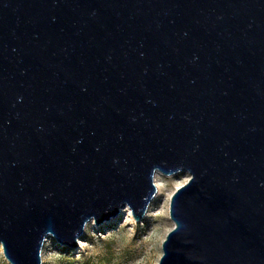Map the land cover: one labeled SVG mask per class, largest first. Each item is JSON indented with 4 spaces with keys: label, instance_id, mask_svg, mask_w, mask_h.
<instances>
[{
    "label": "water",
    "instance_id": "water-1",
    "mask_svg": "<svg viewBox=\"0 0 264 264\" xmlns=\"http://www.w3.org/2000/svg\"><path fill=\"white\" fill-rule=\"evenodd\" d=\"M189 174L156 264H264V0H0V247L50 235Z\"/></svg>",
    "mask_w": 264,
    "mask_h": 264
},
{
    "label": "rangeland",
    "instance_id": "rangeland-1",
    "mask_svg": "<svg viewBox=\"0 0 264 264\" xmlns=\"http://www.w3.org/2000/svg\"><path fill=\"white\" fill-rule=\"evenodd\" d=\"M161 190L150 201L144 216L135 221L122 208L117 216L96 225L88 221L78 239V247L61 246L47 235L41 248V264H156L161 255V242L173 223L168 215L172 192L189 178L186 171L172 175L156 173ZM0 264H9L0 247Z\"/></svg>",
    "mask_w": 264,
    "mask_h": 264
},
{
    "label": "bare ground",
    "instance_id": "bare-ground-1",
    "mask_svg": "<svg viewBox=\"0 0 264 264\" xmlns=\"http://www.w3.org/2000/svg\"><path fill=\"white\" fill-rule=\"evenodd\" d=\"M156 173H159V172L156 171L155 174H154V184H155L156 191H157V193H156V195L154 196V198H156V197L159 195L160 190H161L160 184L157 182V178L155 177V176H156ZM124 209L127 211V213H128L129 215H131V214H130V211H129V209H128L127 207H124Z\"/></svg>",
    "mask_w": 264,
    "mask_h": 264
},
{
    "label": "trees",
    "instance_id": "trees-1",
    "mask_svg": "<svg viewBox=\"0 0 264 264\" xmlns=\"http://www.w3.org/2000/svg\"><path fill=\"white\" fill-rule=\"evenodd\" d=\"M74 260H70V259H68V260H66V261H64L62 264H74Z\"/></svg>",
    "mask_w": 264,
    "mask_h": 264
}]
</instances>
